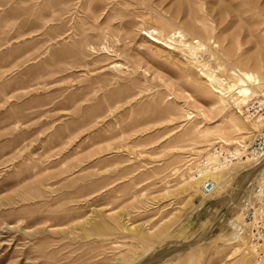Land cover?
<instances>
[{
	"label": "rangeland",
	"instance_id": "rangeland-1",
	"mask_svg": "<svg viewBox=\"0 0 264 264\" xmlns=\"http://www.w3.org/2000/svg\"><path fill=\"white\" fill-rule=\"evenodd\" d=\"M263 89L264 0H0V264H264L262 168L193 180Z\"/></svg>",
	"mask_w": 264,
	"mask_h": 264
},
{
	"label": "built area",
	"instance_id": "built-area-1",
	"mask_svg": "<svg viewBox=\"0 0 264 264\" xmlns=\"http://www.w3.org/2000/svg\"><path fill=\"white\" fill-rule=\"evenodd\" d=\"M244 111L258 125L253 130L249 145L248 154L256 166H260L262 171L256 184L252 187L253 197L244 202V218L249 225L253 227V238L263 241L264 238V90L254 96ZM221 145L215 150H221ZM226 156V155H224ZM203 161V160H202ZM201 161V162H202ZM200 162V163H201ZM198 164V166L200 165ZM199 168H202L200 166ZM196 167L193 168V174L198 175ZM205 193H211L214 190V184L208 180L202 187Z\"/></svg>",
	"mask_w": 264,
	"mask_h": 264
},
{
	"label": "bare ground",
	"instance_id": "bare-ground-1",
	"mask_svg": "<svg viewBox=\"0 0 264 264\" xmlns=\"http://www.w3.org/2000/svg\"><path fill=\"white\" fill-rule=\"evenodd\" d=\"M154 38V37H153ZM156 39V38H155ZM155 42H158L157 40H155ZM158 44V43H157ZM191 49V48H190ZM194 49V48H193ZM198 49V48H197ZM214 81H216L215 79H213ZM212 80V81H213ZM211 81V82H212ZM241 83L239 85V87L237 88V90H239V94L244 98L245 96H250L252 90L254 88H252L250 86V84H254V82H256L255 79H253V75H245L243 79L240 80ZM257 83V82H256ZM224 85V84H223ZM257 85V84H255ZM264 90V89H263ZM263 90H260V93L263 91ZM244 102V101H243ZM249 103V99L247 100V104L246 106L248 105ZM250 118V117H249ZM251 119V118H250ZM252 120V119H251ZM252 122L254 123L255 121L252 120ZM255 125V129H257L258 125L256 123H254ZM220 144V143H219ZM227 144V143H225ZM243 148V147H242ZM245 148V147H244ZM247 148V147H246ZM217 151H220V150H217ZM223 151V150H222ZM246 151V156L249 155L248 154V148ZM245 152H242L240 149H236L235 152L233 153H230V154H222V153H215L213 154L212 156L214 158H216L215 161H211V163H208V161H205L202 165V168L200 169L199 171V175L194 178L193 180H200V178H205V176H210V175H215V174H218L217 172L221 171V170H224V169H227L229 166L232 165V162L233 161H236L239 159V161H241V163H246L248 162L249 160H252L250 157L249 158H242V156L244 155ZM226 155V156H224ZM228 166V167H227ZM225 167V168H224ZM227 167V168H226ZM222 168V169H221ZM206 179V178H205ZM204 179V180H205ZM208 180H211V178H208L206 179V182ZM204 183V182H203ZM205 185V184H204ZM203 185V186H204ZM244 222V221H243ZM245 223V222H244Z\"/></svg>",
	"mask_w": 264,
	"mask_h": 264
}]
</instances>
